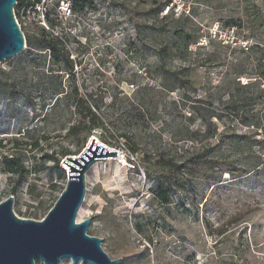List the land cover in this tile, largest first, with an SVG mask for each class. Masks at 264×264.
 <instances>
[{
    "label": "rangeland",
    "instance_id": "rangeland-1",
    "mask_svg": "<svg viewBox=\"0 0 264 264\" xmlns=\"http://www.w3.org/2000/svg\"><path fill=\"white\" fill-rule=\"evenodd\" d=\"M74 12L59 45L71 71L27 42L0 61V202L12 195L16 216L42 220L66 184L63 153L94 137L115 154L87 169L75 223L90 218L87 234L119 264H264V3L94 0ZM75 104L106 129L70 133ZM195 153L206 163L190 165ZM11 155L22 179L5 170Z\"/></svg>",
    "mask_w": 264,
    "mask_h": 264
},
{
    "label": "water",
    "instance_id": "water-1",
    "mask_svg": "<svg viewBox=\"0 0 264 264\" xmlns=\"http://www.w3.org/2000/svg\"><path fill=\"white\" fill-rule=\"evenodd\" d=\"M16 0H0V61L18 54L26 42L17 25L13 8ZM115 151L95 144L91 137L78 156H65L66 184L42 220L20 218L12 210L13 196L0 202V264L72 263L119 264L101 246V238L87 234L90 218L75 223L86 191L85 173L96 160Z\"/></svg>",
    "mask_w": 264,
    "mask_h": 264
},
{
    "label": "trees",
    "instance_id": "trees-1",
    "mask_svg": "<svg viewBox=\"0 0 264 264\" xmlns=\"http://www.w3.org/2000/svg\"><path fill=\"white\" fill-rule=\"evenodd\" d=\"M264 3V0H261ZM94 5V0H73V8L76 10H82L85 6L87 7H92ZM167 3L163 4L160 8L156 9L155 11L157 13H159L161 11V9L166 6ZM26 42L27 44L33 48L36 49L35 47H32L33 45H35L36 47H40L38 48V50H44V49H48L50 51V57L53 59L54 63H59V62H63L64 66L66 67V69L68 71H71L72 69V64H71V60L68 58V54L66 52H64L59 45L62 44L58 39L54 38V37H50L48 40L46 39H38V38H27L26 37ZM259 77L261 78V80L264 82V67L262 69V71L259 74ZM55 93H60L58 91H55ZM259 97H264V88H261V90L259 91ZM255 100V99H253ZM75 114H76V121L70 125V127L68 128V131L70 133H76V131L80 130V128L86 129L88 130V132H91L92 130L96 129V128H100V129H106V125L104 124V122L101 120L100 114L98 113L97 110H94V108H92V106H82L80 104H75ZM43 140H46L47 137L46 136H42ZM12 148L14 149H18L20 146V140L17 137L12 138ZM260 144H264V139L259 141ZM0 144H1V140H0ZM29 145H33L34 147L38 146L39 143L37 141L33 142L32 144ZM138 150L136 148L132 149L133 153H136ZM69 155V153L65 152L63 153V156H67ZM49 158H51L52 156H48ZM3 164L6 165L5 170L11 174H16L17 176H19L18 179H20L21 176V164H20V157L19 156H14L11 155L9 157L5 156L4 157ZM54 160V159H53ZM162 164L164 166H168V167H178L177 164L174 163L173 159L167 158V159H162ZM187 162L190 165H203L204 163H206V161H203L202 159L199 158L198 153H195L193 155H191L188 159ZM216 164H212L210 165L211 168H213ZM54 167H56L57 169L62 170V172L64 173L63 169L59 166V159H55L54 160ZM216 167V166H215ZM264 168V164L262 166ZM221 173V171H220ZM219 173V174H220ZM22 179V178H21ZM22 182V181H21ZM20 180L17 182L18 184L21 183ZM64 188H62L59 192V194L61 193V191ZM162 189V186L159 184V188L157 190V192H160ZM56 201V200H55ZM52 206H50L47 210H49Z\"/></svg>",
    "mask_w": 264,
    "mask_h": 264
},
{
    "label": "built area",
    "instance_id": "built-area-1",
    "mask_svg": "<svg viewBox=\"0 0 264 264\" xmlns=\"http://www.w3.org/2000/svg\"><path fill=\"white\" fill-rule=\"evenodd\" d=\"M13 15L23 35L38 27L61 43L66 42L68 22L76 16L73 0H16Z\"/></svg>",
    "mask_w": 264,
    "mask_h": 264
}]
</instances>
